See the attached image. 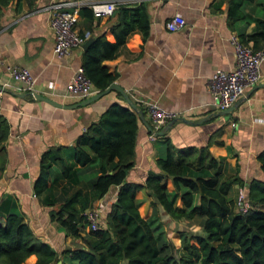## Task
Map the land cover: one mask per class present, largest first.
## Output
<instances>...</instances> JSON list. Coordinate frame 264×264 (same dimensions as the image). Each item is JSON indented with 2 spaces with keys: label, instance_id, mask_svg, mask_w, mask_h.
<instances>
[{
  "label": "crops",
  "instance_id": "crops-1",
  "mask_svg": "<svg viewBox=\"0 0 264 264\" xmlns=\"http://www.w3.org/2000/svg\"><path fill=\"white\" fill-rule=\"evenodd\" d=\"M49 1L12 0L0 11V115L8 124L0 152V213L18 212L37 239L59 252L77 246L73 244L77 239L64 236L49 220V208L32 193L39 156L47 149L71 148L111 103L126 104L116 91H109L85 106L56 108L34 99L30 92L22 90L20 83L10 80L8 69L23 67L34 79L32 92L62 105L83 99L65 90L81 65L83 48L73 47L61 58L53 54V33L44 8ZM70 1L80 7L91 0ZM139 2L145 4L148 14L145 38L141 39L137 31L130 32L117 55L102 62L109 72L115 73L113 83L123 89L145 121L137 120L132 166L125 181L142 183L148 172L158 173L155 160L166 147L173 153L187 147H202L216 130H220L218 140L222 144H211L208 151L214 157L225 158L227 172L244 183L253 178L264 179L256 161V155L264 150V60L258 82L227 108L231 109L228 116L216 115L222 110L213 107L208 91V79L214 71L233 67L229 36L233 32H250L253 23L238 21L232 28L227 22L225 1L219 9L212 8L213 0H127L126 4ZM250 7L252 15H264V0H253ZM173 14L180 15L185 24L169 31L164 21ZM115 19L114 13L84 19L77 12L75 29L89 31L92 37L103 32L106 39L112 40L108 26ZM137 98L155 101L177 116L155 129ZM149 134L154 136L152 140L147 138ZM166 186L171 188L169 181ZM238 187L241 186L234 184L231 189L236 191ZM116 189L110 187L98 201L100 215L108 210ZM135 199L139 215L146 219L152 209L149 191L136 190ZM156 211L167 238L173 231L188 230L193 220L198 221L171 220L159 205ZM26 260L21 264H27ZM29 264H34L33 259Z\"/></svg>",
  "mask_w": 264,
  "mask_h": 264
},
{
  "label": "trees",
  "instance_id": "trees-1",
  "mask_svg": "<svg viewBox=\"0 0 264 264\" xmlns=\"http://www.w3.org/2000/svg\"><path fill=\"white\" fill-rule=\"evenodd\" d=\"M11 1L0 0V11ZM224 1L232 28L238 21L253 23L250 32L233 33L243 43L250 42L253 49L263 48L264 15L251 14L253 0H213L211 6L219 9ZM77 12L84 19L93 16L86 5ZM113 13L116 19L108 26L113 39H106L103 32L96 34L82 50L80 66L95 91L115 80V73L102 62L117 55L130 32L137 31L144 39L148 31L143 2L118 4ZM137 120L127 105L113 102L71 148L47 149L40 154L32 193L49 208V220L80 245L56 252L34 236L22 215L8 211L0 213V264H21L25 259L27 264L32 259L34 264H264V179L244 183L227 172L225 158L208 151L209 145L222 144L220 130H216L202 147L175 153L166 147L155 160L158 173L148 172L142 183L126 182ZM7 133L8 124L0 115V152ZM256 161L264 174V150ZM2 165L0 158V169ZM234 184L245 189L248 208L244 212L228 196ZM110 187L117 188L114 199L104 216L100 215V227L92 229L83 211L97 207ZM140 188L152 197L146 219L139 215L135 199ZM156 205L171 220L198 219L199 233L179 231V246L173 247L159 222Z\"/></svg>",
  "mask_w": 264,
  "mask_h": 264
},
{
  "label": "built area",
  "instance_id": "built-area-1",
  "mask_svg": "<svg viewBox=\"0 0 264 264\" xmlns=\"http://www.w3.org/2000/svg\"><path fill=\"white\" fill-rule=\"evenodd\" d=\"M126 2L127 0H91L86 3V6L90 8L94 17L101 18L110 16L118 4ZM77 5V2L70 0H51L44 5L49 13L48 24L53 33L52 50L56 57H64L70 49L80 46L86 38L91 36L89 31L78 32L75 29ZM184 24L185 20L177 14L171 15L164 21V27L169 31L178 29ZM229 42L233 50L232 69L216 70L208 79L211 102L218 110L230 107L238 97L243 95L245 89L258 82L260 64L264 60V47L253 49L250 43L240 41L235 33L229 36ZM7 72L10 80L22 85L24 92H32L34 79L26 68L11 67ZM65 90L80 98L96 92L84 76L81 66L75 69L73 76L65 85ZM136 101L142 104L146 117L155 129L177 116L176 113L159 107L155 101L140 98ZM147 138L152 140L154 136L149 134ZM235 207L242 212L248 208L244 187L237 188ZM83 215L92 229L100 227L98 205L95 208L85 209Z\"/></svg>",
  "mask_w": 264,
  "mask_h": 264
},
{
  "label": "water",
  "instance_id": "water-1",
  "mask_svg": "<svg viewBox=\"0 0 264 264\" xmlns=\"http://www.w3.org/2000/svg\"><path fill=\"white\" fill-rule=\"evenodd\" d=\"M92 36H89L88 38H86L84 40L83 43H81V47L84 49L87 44L91 41ZM109 91H116L117 93H119V95L122 97V99L124 100L125 104L135 112V114L137 115V118L141 121V122H145L142 112L137 108V106L129 99L128 95L123 91V89H121L118 85H116L115 83H111L110 85H108L105 89L101 90V91H96L95 93L81 99L80 101H77L74 104L71 105H62L59 104L53 100H51L50 98L43 96V95H39L37 93L34 92H30V95L39 101L45 102L53 107L56 108H62V109H74L76 107H81V106H85L88 105L89 103L95 101L96 99L100 98L101 96H103L104 94L108 93ZM231 111V109H227V110H222L219 111L218 113H216L217 116H228L229 112ZM200 121H203V119H201ZM165 131V129H163L161 132H159L157 135H161L163 132ZM56 264H59V262H57Z\"/></svg>",
  "mask_w": 264,
  "mask_h": 264
},
{
  "label": "rangeland",
  "instance_id": "rangeland-1",
  "mask_svg": "<svg viewBox=\"0 0 264 264\" xmlns=\"http://www.w3.org/2000/svg\"><path fill=\"white\" fill-rule=\"evenodd\" d=\"M60 184V182L58 184H56V186H58ZM236 193H237V190H233V189H230L229 191V198H235L236 197ZM140 211H142L140 209ZM198 221L197 220H193L192 222H190L188 224V230H186L188 233H199V229H198ZM175 229V228H174ZM178 232L179 231H173V233L171 235H169V237L167 238L170 243L173 245V247H178L179 246V236H178ZM33 233V232H32ZM35 236V235H34ZM73 244L75 245H80V242L79 240H77V242H74Z\"/></svg>",
  "mask_w": 264,
  "mask_h": 264
}]
</instances>
